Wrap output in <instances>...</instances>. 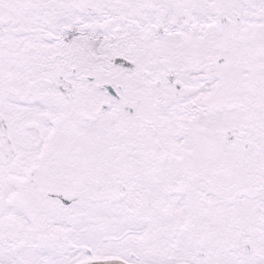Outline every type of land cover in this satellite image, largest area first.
Segmentation results:
<instances>
[{
	"label": "snow or ice",
	"instance_id": "1",
	"mask_svg": "<svg viewBox=\"0 0 264 264\" xmlns=\"http://www.w3.org/2000/svg\"><path fill=\"white\" fill-rule=\"evenodd\" d=\"M0 264H264V0H0Z\"/></svg>",
	"mask_w": 264,
	"mask_h": 264
}]
</instances>
